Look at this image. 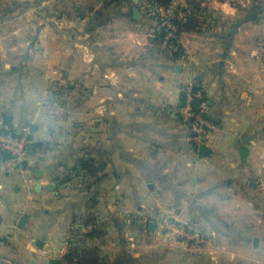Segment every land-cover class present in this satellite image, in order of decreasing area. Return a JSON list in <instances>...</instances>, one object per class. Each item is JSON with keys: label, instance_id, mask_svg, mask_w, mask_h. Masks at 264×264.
Returning <instances> with one entry per match:
<instances>
[{"label": "crops", "instance_id": "1", "mask_svg": "<svg viewBox=\"0 0 264 264\" xmlns=\"http://www.w3.org/2000/svg\"><path fill=\"white\" fill-rule=\"evenodd\" d=\"M146 1L83 0L81 13L76 0H0V115L34 146L15 171L0 152V235L20 228L22 255L59 250L74 229L94 228L84 219L97 194V228L106 235L88 242L113 251L112 264H127L126 256L141 263V246L129 250L124 236L143 230L137 216L154 222L153 235L167 225L198 226L178 241L167 233L151 257L264 264V5L255 21L256 0L244 1L242 11L212 0L209 8L227 19L211 35L214 55L199 34L182 32L185 59L173 62L151 42ZM187 4L172 0L169 15ZM187 64L201 70L202 106L219 128L206 143L208 157L195 150L179 113ZM54 83L67 85L62 112L46 101ZM242 145L249 147L245 160ZM81 157L92 158L90 172L73 170Z\"/></svg>", "mask_w": 264, "mask_h": 264}, {"label": "rangeland", "instance_id": "2", "mask_svg": "<svg viewBox=\"0 0 264 264\" xmlns=\"http://www.w3.org/2000/svg\"><path fill=\"white\" fill-rule=\"evenodd\" d=\"M211 1L212 0H200V2L202 4L201 7H203V8H209V7H211L210 4H208L209 2L211 3ZM221 1H223V0H221ZM225 1H228L229 3H231V5L235 6L237 9L241 10V9H243L242 8V5H243L244 1H246V0H225ZM76 2H81L80 9H86V7L88 6L87 3L86 4L83 3V0H76ZM204 2H206V4ZM212 2H213V4H216L214 1H212ZM252 5L253 4L251 3L250 8L252 7ZM263 5H264V3H263ZM210 10L212 11V9H210ZM171 14H173V13H171ZM211 15H212V17L209 16V20H207L205 22V24H203V25L200 26V29H199L200 32L197 33L199 35H194V36H196V39L199 38V37H201L203 39V44L206 47V51L208 52V54L210 56H213L214 55V53H213L214 51L212 50L211 44H210L211 35H213L216 32L217 29H220L221 30V28H223V26H224V22H226L227 19L224 18L226 16H222V14L220 15L218 12H216V13L213 12ZM202 18H201V20H202ZM215 19H216V21H215ZM155 32H156V30L154 31V33ZM174 32L172 34H170L169 36L174 38L175 37ZM200 34H202L203 36L200 35ZM194 41L196 42V40H194ZM195 42H190L191 45H192V47H191L192 50L194 48L197 49L198 46H199ZM180 43H181V41H180ZM207 48H209V49H207ZM196 57H198V56H196ZM187 65H188L187 67H188V70H189V74H186V78H190V79H189V81L187 83H185V84L182 85V87H181L182 94H184V89H186L187 86H190V87L193 86L194 89H196L195 88L196 86L198 87V85L195 82V78H196L195 76L197 74H201V70L200 69L197 70V73L196 72L194 73L193 72L194 69L193 68H189V64H187ZM179 71H181V70H179ZM52 87H54V88H52V91H53V93H55V96H54L55 99L57 97L56 94L58 92L61 95V97L58 98L60 100L59 105H55L53 107H54L55 110L58 108V110H61L60 112H62V109L63 110L65 109L67 85L65 83H59V84H55L54 83V85H52ZM73 87H74L73 85H69L68 84V89H73ZM76 90H78V88ZM51 93L52 92H49L48 93L49 96H47L46 101L47 100H49V101L51 100ZM203 106H205V104ZM203 106H202V109L204 110V107ZM61 107H63V108H61ZM68 109H69V106H68ZM179 113H180V110H179ZM204 114H205V111H204ZM205 116H206V114H205ZM207 118H209V117H207ZM181 120L183 121V123H187L190 126L191 131H193V128H192V125L190 124V122L185 121L182 116H181ZM209 120H211V119L209 118ZM210 133L208 134V136L206 138H204V141L206 143L209 142V140H210V137H209L210 136ZM193 141L198 146V143L194 139H193ZM135 219H138L139 221H142L143 220L142 221V224H141V227H143V230L141 231L140 234H136L135 235L134 232H132L133 231V229H132V230H129L131 232H127L126 231L125 234H124V236H125V242L127 243L129 250L134 251V249H138L139 246H141L140 249L144 253H142L140 255L141 256L140 258H143V259L140 260L141 261L140 264H146V262L148 264H150L151 261H152V263H153V261H156L155 264H175V262H172L170 260L162 259V254L161 253L158 254L159 255L158 257H151V255H147V252L149 250L153 251V249H155V250L156 249L157 250L158 249H163L162 248V245L163 244H166V240H165L164 236L167 233L169 235L172 234L175 238L177 237L176 238V241H178V239L187 238V236H185V235L183 236L182 234L177 233V231H175L176 227L175 228L174 227L171 228V226L169 227V225L163 227L165 230L162 228L158 233H156V235H153L149 231V228H150L149 227L150 219H148V218L147 219L146 218L145 219H140L138 216ZM12 228L13 229H16V230H14L15 232H12L13 229L11 230V227H10V229L8 231V233H9L8 235H7V233H4V234H1L0 235L3 238L2 239L3 240L2 243H0V264H50V260L52 258H59V257L62 258L61 259V262H62V264H64V262L62 261L63 260V257L69 252V249L71 248L70 247L71 246L70 243H72V242H74L75 240L78 239L77 236L79 235L78 232L80 231L78 228H77L78 232L74 229L73 232L68 237H66V240L63 241V245L61 246V248L59 250L51 251V248H49L50 251L49 250H46V251L44 250L43 253H40V254L34 253L32 255H28L27 256V255H22V250H24V241L22 239L24 235L22 234V231L19 230L20 228H18V227H15V228L12 227ZM180 228L185 229L184 231H188L189 229L190 230H194L193 228L196 229V228H198V226H193V228L192 227L191 228H186L184 226H180ZM93 229L94 228H92V230ZM92 230H90L88 232H84V231H81V232L88 234ZM11 233L13 234V236L11 235ZM105 235L106 234H104L103 236H105ZM111 236L109 235V236L105 237V239L103 241V244L104 243L105 244L106 243H111V241H112L111 240L112 239ZM130 238H132V239H130ZM189 239L193 240V238H189ZM137 240L139 241L138 243H137ZM149 243H153L154 244V247L149 246L148 245ZM132 244H134V245H132ZM113 247L114 246H111L109 249H113ZM16 249H17V251H16ZM63 249H64V253L61 252ZM20 250H21V253H20ZM103 252H104V250H103ZM112 252L113 251H110L107 254L104 252L105 257L108 260V263H112L113 260H114V258H113V254L114 253H112Z\"/></svg>", "mask_w": 264, "mask_h": 264}, {"label": "trees", "instance_id": "3", "mask_svg": "<svg viewBox=\"0 0 264 264\" xmlns=\"http://www.w3.org/2000/svg\"><path fill=\"white\" fill-rule=\"evenodd\" d=\"M110 3L116 2L117 4L121 3L123 0H108ZM200 0H188V4L186 6H179L173 12L166 17L161 16L159 12V8H155V3L159 6H163L166 10H169L172 6V0H147L146 2V12L149 14V20L153 21L155 24L153 25L156 32L154 36L151 38V42L154 47L158 48V51L163 55L165 58L169 59L170 61L176 62L179 60H183L185 57V51L181 43L179 42L178 36L182 32H200V26L205 24L207 20H209V16L212 17V13H216L215 11H211L209 8L201 7ZM130 3L133 0H129ZM254 8V20L258 21L259 17L258 14L263 10V3L256 0ZM80 9V8H79ZM83 9H80L82 13ZM182 13L183 17L179 16ZM203 17V18H202ZM202 18V20H201ZM170 21L174 25L177 26V31L174 32L175 37H170L169 35L172 34V29L167 26V22ZM216 21V19H215ZM171 30V31H170ZM197 91L202 92V96L198 98H194L193 106L196 111H200L202 105L205 103V92L202 91L200 87H195ZM51 102L52 104L59 105L60 100L58 98L61 97L59 92L56 94L51 93ZM49 101V100H48ZM185 104V97L182 94V103L181 106ZM12 131V130H11ZM13 132V131H12ZM92 158L90 157H81L76 165L73 167V170L82 171L87 170L88 172L91 171L93 168ZM75 171V172H76ZM98 206V199L97 194H93L89 198V205L88 208L90 211L85 215L84 224L85 225H94V229L87 233L77 232L79 235L77 236L78 239L74 242L70 243L71 248L69 252L63 257L64 264H112L108 263L103 250L101 249L100 245L96 241L88 242L90 239L97 238L99 239L102 237L103 230L97 228V222L99 220V215L97 210H94ZM130 256H126L124 262L129 263Z\"/></svg>", "mask_w": 264, "mask_h": 264}, {"label": "built area", "instance_id": "4", "mask_svg": "<svg viewBox=\"0 0 264 264\" xmlns=\"http://www.w3.org/2000/svg\"><path fill=\"white\" fill-rule=\"evenodd\" d=\"M154 6L155 8H159L161 16L166 17L169 15L168 10H166L163 6H159L157 3H155ZM181 17H183V15H181ZM167 26L172 29V32L177 31V26L172 22L168 21ZM201 96V91H197L193 86H187V88L184 89L185 104L180 107V115L185 121L190 122L192 125L195 133L193 139L198 143V145L206 144L204 138H206L210 132L219 130L217 125L205 116L202 107L200 111H196L194 109V98ZM27 147L28 141L26 136L18 135L7 128L3 117L0 115V152L10 153V158L7 161L8 170L14 171L22 166L28 153ZM262 168L263 171L258 180V187L264 194V162L262 164ZM184 230L185 229L180 227H176L175 229L177 233L182 234L183 236L185 235L187 237H191L192 233ZM61 252L64 253V249Z\"/></svg>", "mask_w": 264, "mask_h": 264}, {"label": "water", "instance_id": "5", "mask_svg": "<svg viewBox=\"0 0 264 264\" xmlns=\"http://www.w3.org/2000/svg\"><path fill=\"white\" fill-rule=\"evenodd\" d=\"M133 17L135 19H140L141 18L140 10H139V8L137 6L133 7ZM177 69H179V67H177ZM3 117L5 119V122L7 124H10L9 116L7 114H3ZM193 136H195L194 132H193ZM27 141H30V137L29 136L27 137ZM195 150L198 151V153H199V155L201 157H208L212 153V150L205 144H201V145L196 146ZM33 151H34V146L33 145H29L27 147V152L28 153H32ZM240 154H241L242 159L245 160L247 158L248 154H249V147L247 145H242L241 148H240ZM5 156L9 159L10 158V153L9 152H5ZM46 187L49 190H56L54 184H52V183H49ZM24 219L25 218H23L21 223H23ZM149 227H150V229H153L154 223L150 222ZM60 263H61V260L59 258H52L50 260V264H60Z\"/></svg>", "mask_w": 264, "mask_h": 264}]
</instances>
